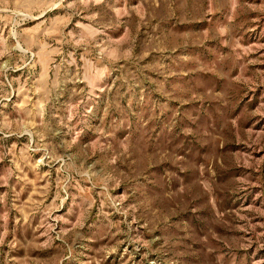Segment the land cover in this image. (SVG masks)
<instances>
[{"label":"rangeland","instance_id":"1","mask_svg":"<svg viewBox=\"0 0 264 264\" xmlns=\"http://www.w3.org/2000/svg\"><path fill=\"white\" fill-rule=\"evenodd\" d=\"M0 264H264V0H0Z\"/></svg>","mask_w":264,"mask_h":264}]
</instances>
